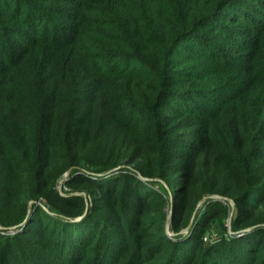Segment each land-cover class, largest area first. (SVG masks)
Instances as JSON below:
<instances>
[{
    "label": "trees",
    "instance_id": "obj_1",
    "mask_svg": "<svg viewBox=\"0 0 264 264\" xmlns=\"http://www.w3.org/2000/svg\"><path fill=\"white\" fill-rule=\"evenodd\" d=\"M241 30L239 55L216 50L215 32ZM187 50L210 69L179 71ZM204 93L202 132L190 115ZM97 98L139 103L115 119V147L85 107ZM190 142L199 162L211 156L213 183L176 162ZM71 169L67 184L91 190L88 211L56 189ZM214 196L234 201V234L232 207ZM0 226V264H43L67 230L84 237L56 245L65 264H264V0H0Z\"/></svg>",
    "mask_w": 264,
    "mask_h": 264
},
{
    "label": "rangeland",
    "instance_id": "obj_2",
    "mask_svg": "<svg viewBox=\"0 0 264 264\" xmlns=\"http://www.w3.org/2000/svg\"><path fill=\"white\" fill-rule=\"evenodd\" d=\"M65 24L67 27L68 26L71 27V25H72L71 22H69V23L66 22ZM221 27L223 30L226 29L223 26H221ZM243 32L244 31H242V30L237 31V33L234 36H231V34H229L227 31H226V33L223 31L215 32L212 35L214 37L213 45L216 47L217 51L221 52L222 55H225V56L228 55V57L233 58V57H235V55H239L238 46L246 42L245 37L243 35H241V33L243 34ZM189 46H191V45H189ZM193 47L194 46H192L191 48H193ZM191 51L192 50L184 51L182 54H180L178 56V60H179L180 64L182 65L181 68L179 69V71L188 70L193 74H198V73L203 74L205 71H207V69H210L209 68L210 64L207 61L202 60V59L195 60L192 57V55L190 56L189 54L191 53ZM115 64H116L115 68H118V67L125 65L122 62L121 63L115 62ZM83 90L85 91V93L89 97H93V94H92L93 92L91 91V89H89V87H88V89L83 87ZM209 97L212 98L213 95L210 94V96H207L204 93V94H202L201 97H199V99L201 100V104L198 105L197 110L200 113H197L196 115H194V114L190 115V117H191L190 125L193 126V129H196V130L201 129V131L203 132L204 129L208 128V123L206 121L203 122V120L199 116H200L201 112L207 111V109H210V107L213 106L211 103H210V106L208 104L209 103L208 99H210ZM85 105H86L85 107L88 106V107L92 108L90 110V115H91V120H93L96 128L99 127L101 122L108 121V124H106V122L103 123L101 125V128L97 131H98V133L101 134L102 143L107 144V146L109 148L115 147L116 143L117 144L120 143V141L122 140V137H123V127L115 119L120 117V115H122V117H130L131 118V117H136L138 114L142 113V112H140L141 110L139 109L140 108L139 103L135 102L134 100H131V104H130L131 108L129 107L127 110H124V108L122 106H120L119 104L110 105L106 102L100 101L99 98L94 99L92 105H89V104H85ZM201 131H197L196 133H194V136H196V138L194 137L193 139H195V141H198V143H200L199 141H201L204 137V133H201ZM213 138L216 139L215 136H213ZM192 144H193V142H190V143H187L181 147V150H184L185 155H187V156H186V158L182 157L181 159L177 160L176 162L181 163L182 166L186 165V167H188V169H189V172H191V170L194 167V169H196V171L201 173V177L203 179H207L210 183H213L215 180V176L212 174L213 170H212V166L210 163V161H212L211 156L210 157H208V156L204 157V158H202L201 162H199L198 161L199 155L196 156L197 151L193 150V148L191 147ZM194 157H195V165L193 166L190 161ZM116 170H113V171H116ZM72 176H75V173L71 172L69 174V171L64 173L63 176L61 177V180L59 181L56 189L59 192V194L65 199H72L74 197H83L87 201V210L86 211H88L89 202L92 201V197H91L92 195L89 196L90 195L89 193H91V190H90V188L84 187V185H82V184L68 185L67 183H68L69 179L72 178ZM63 180H65V181L63 182ZM144 181L149 182L148 179H144ZM154 188L159 190V191L163 190L158 185L157 186L155 185ZM207 201H208V198H206L202 203H200L199 209L202 208L203 206H205ZM221 201H223V200H221ZM37 204H40L42 206L43 211L46 213H51L54 215L59 214L58 212L60 211V209H59L60 207H58L54 203L48 202L46 199H41V201H39ZM226 204L228 206L232 207V203L230 200H226ZM51 205H53L54 207H52ZM31 208H33L32 205H31ZM6 211L7 210L3 211L2 216L5 215ZM34 211H35V209L33 210V212ZM232 217H230L228 220H224L225 221L224 224L228 227L229 233L233 232L232 231ZM82 219H83V217H80V218H76L74 221L80 222ZM230 220H231V224L229 223ZM26 225H24V226L20 225V227L22 228V229H20L21 232L24 231V227ZM0 229H2V226H0ZM222 232H223V229L221 227V224H220V222L217 221L208 230V234H207V237L205 240L209 243L210 242H213V243L218 242L221 238ZM16 233H17L16 229H11L9 232V234H16ZM233 234H234V232H233ZM74 235H75V233H72V232L67 230L66 233L64 234L62 240L59 241L58 244H56V240H54V242H53L54 246H49L46 249V253H44L42 256H40L39 259L42 261V263L43 264H65L64 261H65L66 256L64 258L59 256V252H56V245H60V246L62 245L63 247H67V248L69 247V249L71 247H75L74 244L77 241H80V238L84 237V236H81V237L76 236L74 239H72V237ZM168 235L173 236V233L170 231V227L168 230ZM78 237H79V239H78Z\"/></svg>",
    "mask_w": 264,
    "mask_h": 264
},
{
    "label": "water",
    "instance_id": "obj_3",
    "mask_svg": "<svg viewBox=\"0 0 264 264\" xmlns=\"http://www.w3.org/2000/svg\"><path fill=\"white\" fill-rule=\"evenodd\" d=\"M72 172V169L69 171V174ZM65 180H63V182H64ZM213 198H215V199H219V200H230V199H228V198H224V197H221V196H214ZM206 199V198H205ZM204 199V200H205ZM203 200V201H204ZM202 201V202H203ZM231 201V203H232V212H231V217L233 216V214H234V210H235V203H234V201L233 200H230ZM201 202V203H202ZM31 205H32V203H31ZM172 217V212L170 213V215H169V217H168V221H167V229L169 230V227H170V224H171V218ZM229 223L231 224V220L229 221ZM17 227H14V228H12V229H16ZM190 228H191V225L184 231L185 233H188L189 231H190ZM254 228H251V229H249V230H247V231H251V230H253ZM231 234H233V232H230Z\"/></svg>",
    "mask_w": 264,
    "mask_h": 264
}]
</instances>
